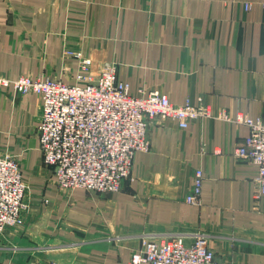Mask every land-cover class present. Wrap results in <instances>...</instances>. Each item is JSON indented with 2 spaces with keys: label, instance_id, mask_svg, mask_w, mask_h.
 Segmentation results:
<instances>
[{
  "label": "crops",
  "instance_id": "0c3cea01",
  "mask_svg": "<svg viewBox=\"0 0 264 264\" xmlns=\"http://www.w3.org/2000/svg\"><path fill=\"white\" fill-rule=\"evenodd\" d=\"M250 9L245 11L244 5ZM66 51L104 63L131 95L159 91L175 105L202 98L214 116L264 114V0H0V72L72 83ZM41 100L0 87V157L27 185L20 230L0 236V264H128L145 237L196 234L216 259L264 264V197L257 169L233 156L245 125L202 119L181 130L156 119L115 193L57 187L38 147ZM203 172L200 206L185 202Z\"/></svg>",
  "mask_w": 264,
  "mask_h": 264
},
{
  "label": "built area",
  "instance_id": "2783aa9c",
  "mask_svg": "<svg viewBox=\"0 0 264 264\" xmlns=\"http://www.w3.org/2000/svg\"><path fill=\"white\" fill-rule=\"evenodd\" d=\"M244 9L248 11L250 5L245 4ZM65 56L77 59L80 67L72 83L49 77L12 80L0 72V87L40 97L38 147L59 189L118 192L123 181L131 179L135 154L149 150L148 132L156 119H169L185 130L196 120L217 118L248 128L249 134L234 149L233 156L256 167V197H264V114L251 119L238 112L231 119L223 114L214 116L202 98L197 105L190 101L175 105L159 91L131 95L118 79L115 63H104L93 78L89 74L90 59L81 52L66 51ZM203 180V172L195 170L185 197L187 204L200 206ZM26 188L19 163L8 156L0 157V236L7 229L23 228V215L28 209ZM185 238L145 237L131 253L128 264H231L216 259L205 235L196 234L190 242Z\"/></svg>",
  "mask_w": 264,
  "mask_h": 264
},
{
  "label": "rangeland",
  "instance_id": "374dc122",
  "mask_svg": "<svg viewBox=\"0 0 264 264\" xmlns=\"http://www.w3.org/2000/svg\"><path fill=\"white\" fill-rule=\"evenodd\" d=\"M71 52H81V51H71ZM82 53V52H81ZM84 56V55H83ZM85 57V56H84ZM86 58V57H85ZM52 171V170H51ZM65 191H70V190H65ZM22 229V228H21ZM7 230H16V229H7ZM6 230V231H7ZM17 230H20V229H17ZM5 234V232L3 233ZM3 234L1 236H3ZM149 238V237H148ZM154 239H157V238H154ZM160 239V238H159Z\"/></svg>",
  "mask_w": 264,
  "mask_h": 264
}]
</instances>
